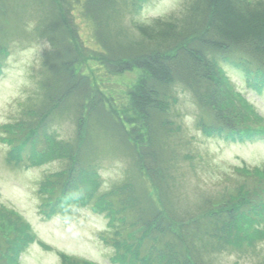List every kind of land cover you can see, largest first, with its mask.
Masks as SVG:
<instances>
[{"label": "trees", "instance_id": "16d2710c", "mask_svg": "<svg viewBox=\"0 0 264 264\" xmlns=\"http://www.w3.org/2000/svg\"><path fill=\"white\" fill-rule=\"evenodd\" d=\"M84 1L99 45L89 57L113 74L141 71L129 91V109L125 108L131 110L128 116L134 121H125L127 112L117 115L108 109L109 103L102 101L89 78L79 71L80 46L66 17L69 10L63 15L52 7L45 25L40 19L37 26L38 30L45 28L40 34L56 43L55 65L44 86L42 106L25 109L14 125L1 130V134L14 133L7 137L12 144L11 161L20 160L25 151L32 165L65 163L43 185L62 194L45 199L43 213L50 217L65 206L92 203V210L108 217L105 241L114 248V264H213L214 252L253 247L264 236V170L239 174L252 181L253 187L240 186L226 197L210 199L202 206L203 219L180 216L165 198L173 169L167 157L170 151L175 155L167 142L165 115L182 90L203 110L199 126L204 135L233 141L264 139V120L235 90L221 67L226 64L241 70L251 87L264 90V0H186L178 11L151 24L132 19L123 24L125 8L128 11L131 6L137 14L147 0ZM5 51L6 44H0V62ZM70 112L76 126L75 147L57 141L46 127L52 115ZM206 116L211 124L205 125ZM108 127L128 144L133 170L144 173L154 195L142 184L134 185L131 178L98 194L99 166L88 154V146L92 137L104 134ZM76 191H82V197ZM4 222L12 226L8 232ZM33 241L22 218L0 208V264H18ZM61 259V264H93L66 256Z\"/></svg>", "mask_w": 264, "mask_h": 264}, {"label": "rangeland", "instance_id": "374dc122", "mask_svg": "<svg viewBox=\"0 0 264 264\" xmlns=\"http://www.w3.org/2000/svg\"><path fill=\"white\" fill-rule=\"evenodd\" d=\"M184 1L147 0L138 14L133 12L131 6L127 11L124 5L123 24H128L129 19L151 24L178 11ZM84 2L0 0V28H4L0 33V44L8 46V55L1 61L0 74V207L19 213L29 223L35 236V241L21 253L18 264H61L62 253L94 264L115 263L111 260L114 248L105 241L108 217L105 213L92 210V203L85 206L71 204L50 217L43 213L45 199L62 196L52 193V189L43 185H46L48 176L64 168L65 163L55 160L32 165L25 151L20 160L11 161L9 154L12 144L7 137L11 138L14 133L1 134L2 128L14 125L25 109L33 108L36 104L42 106L40 102L44 86L50 80L51 68L55 65L52 58L56 43L46 34H40L45 33V28L38 30L37 26L40 19L45 25L52 7L58 8L63 15L67 8L69 10L66 17L75 28L80 46L77 52L81 61L79 71L89 78L102 101L109 103L108 109L111 108L117 115L127 112L125 121H134L128 116L131 110L125 108L129 109V91L138 83L141 71L132 69L113 74L89 57L93 51L99 50V45L94 36V26L85 15ZM59 55L58 52L56 57ZM222 67L237 91L264 120V90L257 92L250 87L241 70L226 64H222ZM176 97L177 103L168 108L165 115L169 121L167 142L170 148L175 149L174 157L171 151L167 157H171L169 161L173 169L171 179L166 181L165 198L171 209L180 216L203 219L205 213L202 206L210 199H218L221 195L226 197L240 186L253 187L252 181L245 180L239 174H245L246 170L251 173L264 170V140L231 142L217 135H203L199 126L200 118L204 117L203 110L188 92L178 90ZM205 119V125L212 123L211 118L207 119L206 116ZM46 127L57 141L75 147L76 126L71 112L52 115ZM129 127L127 123L126 128ZM103 133L92 137L90 143L87 140L90 144L88 154L91 153L99 166L98 194H106L131 178L134 185L142 184V188L154 195L153 185L144 173L133 170L128 144L125 145L111 128ZM82 195V191H76V196ZM4 225L5 232L12 228L7 222ZM213 256V264H264V236L253 247L222 249L214 252Z\"/></svg>", "mask_w": 264, "mask_h": 264}]
</instances>
